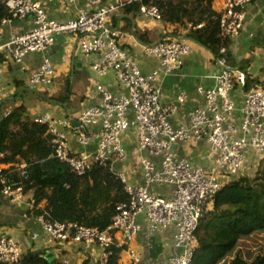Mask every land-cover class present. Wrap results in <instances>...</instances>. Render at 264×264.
<instances>
[{"label":"built area","instance_id":"2783aa9c","mask_svg":"<svg viewBox=\"0 0 264 264\" xmlns=\"http://www.w3.org/2000/svg\"><path fill=\"white\" fill-rule=\"evenodd\" d=\"M66 1L75 4V0ZM140 1L113 0L112 4L103 5L102 0H85V8L79 9L74 20L59 23L46 18L38 0H5L10 17L2 19L0 26L31 16L33 28L24 34H11L6 42L0 37V50L9 53L15 63H21L28 54H45L53 46L55 36L75 35L82 55L99 57L91 69L98 76L112 72L125 91L121 96H114L98 84L95 85V92L100 96L98 102L66 120L57 121L47 114L34 117L36 123L49 126L57 159L67 163L78 175L94 164L109 163L124 183L127 195L126 202L116 207L111 224L102 231L95 227L46 222L41 216L37 217L44 232L58 242L97 244L102 249L97 264H106L114 235L122 234L123 242L117 248L123 249L140 232L138 218L143 215L151 231L175 229L176 253L167 264H189L196 245V228L204 209L226 180L242 172L248 150L264 155V90L254 88L245 93L243 109L235 118L232 93L237 85H244L245 74L227 65L226 48H221V57L216 60L220 72L215 77V86L196 88V95L204 105L189 110L184 125L173 127L169 117L175 108L161 104L156 82L160 71L172 74L180 70L183 58L192 48L188 40L180 37L152 45L137 43L145 55L159 61L157 70L144 75L136 61L120 46L122 33L109 23L112 13ZM251 1H225L219 24L221 34L230 40L238 35L245 22V6ZM139 12L160 21L155 7L140 6ZM189 27L200 28L201 24ZM53 78L51 61L44 55L40 69L30 76L29 85L47 87ZM184 100L185 94L177 98L178 103ZM130 130L136 133L142 185H129L124 172L115 170L117 162L126 158L122 138ZM71 134L80 146H94V149L74 151L69 143ZM192 142H206L213 163L211 170L194 166L173 152L175 147ZM142 153L157 157L159 162L141 157ZM8 167L1 165L0 171ZM18 170L21 176L25 175V165L18 166ZM151 185L166 186L171 193L165 196L151 192ZM0 195L12 203L24 198L20 183L1 175ZM23 253L21 244L14 238H0L1 263L17 264ZM129 255L137 262L134 251L129 250Z\"/></svg>","mask_w":264,"mask_h":264},{"label":"crops","instance_id":"0c3cea01","mask_svg":"<svg viewBox=\"0 0 264 264\" xmlns=\"http://www.w3.org/2000/svg\"><path fill=\"white\" fill-rule=\"evenodd\" d=\"M225 1L212 0V9L217 13H222ZM38 2L46 18L59 23L74 20L78 16L79 9L85 8V0H75L74 5H70L66 0H38ZM112 3L113 0H102L103 5ZM245 13L242 29L236 37L230 40L231 44L227 52L236 69L243 71L253 83L251 89L264 90V0H252L245 6ZM109 17V23L122 33L120 46L136 61L144 75L157 70L159 61L145 55L142 48L136 46L140 42L135 39L133 31L144 35L143 39L148 42L147 45L177 37L188 40L186 28L163 24L141 12L135 15L125 14L120 9ZM32 28L31 16L12 20L0 26L1 41L6 42L11 34H24ZM189 42L192 49L183 58L181 69L172 74L160 71L156 82L161 93V104L175 108V112L169 117L173 127L184 125L189 110L204 105L203 100L196 95V88H213L215 77L220 72L213 56L206 49L194 42ZM44 55L49 58L53 68L52 84L47 87H32L29 85V78L40 69ZM98 60L99 57L95 55L89 57L82 55L78 47V37L67 34L55 36L53 46L45 54H28L21 63H15L9 53L0 50V105L5 104L4 109L10 110L11 107L22 102L26 105L28 114L33 118L47 114L57 121H64L70 115L77 114L98 102L100 96L95 92V85H102L114 96L124 94V89L112 72H108L105 76H98L91 69L92 64ZM67 78L70 80L71 92L68 103L61 106L46 101V98L58 94L63 89ZM181 94L186 95V100L178 103L177 98ZM244 94L242 86L239 85L232 93L236 109L235 118L239 117L243 109ZM69 143L70 148L76 152L94 149V146L86 148L80 146L73 134L70 135ZM122 145L126 158L124 161L117 162L115 170L124 172L129 185H142V170L138 162L140 153L136 147L134 130H130L123 136ZM173 152L178 158L188 159L194 166L202 167L207 171L212 168V158L206 142L180 145L177 149L175 147ZM141 157H146L155 163L159 162L157 157H150L146 153H142ZM262 158H264L263 154L248 150L245 156L244 171H242L248 174L245 172L250 169L248 165L251 164L254 168ZM149 188L151 192L159 195L169 196L171 193L170 189L163 185H151ZM33 207L31 195L23 198L19 203H12L0 195V238L12 237L21 244L24 253L50 255L65 264L98 263L102 249L97 244L56 241L44 232L37 217L26 216L25 212L32 210ZM138 223L141 227L140 232L121 249L119 263L167 264L168 259L176 253L175 229L169 227L165 230L151 231L149 222L143 215L139 216ZM122 242V234L117 232L114 235V243L118 246ZM129 250L134 251L137 262L132 261Z\"/></svg>","mask_w":264,"mask_h":264},{"label":"trees","instance_id":"16d2710c","mask_svg":"<svg viewBox=\"0 0 264 264\" xmlns=\"http://www.w3.org/2000/svg\"><path fill=\"white\" fill-rule=\"evenodd\" d=\"M140 6L155 7L163 24L186 28V38L206 49L215 61L221 57L220 49L226 48L227 65L243 72L231 62L227 52L231 42L221 34L222 13L212 9V0H141L127 4L122 10L135 15ZM9 17L5 0H0V20ZM199 24L200 28L189 27ZM132 33L140 44L147 45L144 35ZM252 84L245 75L244 93ZM70 96L67 78L63 89L46 101L63 106ZM4 105H0V166L9 167L2 169L0 175L19 182L24 198L31 195L34 207L25 212L26 216H41L46 222L95 227L101 231L106 229L116 207L127 200L124 183L111 165L94 164L78 175L54 156L47 124L36 123L22 102L10 110L4 109ZM22 164L25 165L24 176L18 170ZM195 233L196 245L189 264H264L261 247L246 254L240 250L242 241L264 234V158L254 176L242 171L222 184L204 209ZM108 252L106 264H120L121 249L115 243ZM17 264L65 263L50 255L25 252Z\"/></svg>","mask_w":264,"mask_h":264},{"label":"rangeland","instance_id":"374dc122","mask_svg":"<svg viewBox=\"0 0 264 264\" xmlns=\"http://www.w3.org/2000/svg\"><path fill=\"white\" fill-rule=\"evenodd\" d=\"M248 167H250V169H247L245 172L248 173L249 175L251 174L254 176V174H256L258 171V165H255L253 168L250 164L248 165ZM240 244H241L240 250L244 254H246V252L256 251L257 249H260V247L264 250V234L254 235L249 240L242 241Z\"/></svg>","mask_w":264,"mask_h":264}]
</instances>
